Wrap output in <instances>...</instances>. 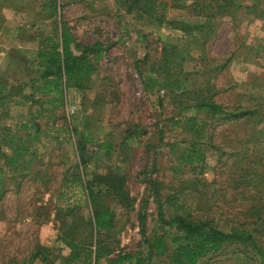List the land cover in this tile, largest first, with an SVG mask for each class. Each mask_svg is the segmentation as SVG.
Here are the masks:
<instances>
[{
  "label": "rangeland",
  "instance_id": "rangeland-1",
  "mask_svg": "<svg viewBox=\"0 0 264 264\" xmlns=\"http://www.w3.org/2000/svg\"><path fill=\"white\" fill-rule=\"evenodd\" d=\"M45 1L48 0H42ZM190 2L166 0V18L202 21L190 15L186 9ZM5 4L7 6L4 5L2 9L5 19L14 16L19 22L18 28L25 29V36L19 38L17 43L24 46L20 49L23 56L32 60L37 42L29 40L27 36L34 29L36 12L40 10L39 1L7 0ZM62 16L80 43L98 41L106 48L98 62V70L91 78V87L84 92L74 88L67 90L66 102L54 111L58 117L55 126L47 124L45 117L39 115L38 107H33L34 114L38 113L36 118L39 122L44 123L48 131L51 130L43 136L42 141L28 143L24 133H20L26 146L38 148L40 160L44 162L38 168L43 178L36 176V179H32L34 174L40 175L35 173L37 168L26 177L11 179L6 176L0 199V264H31L28 257L39 242L61 248L63 255L68 254V247L60 240L64 235L63 224L61 220L55 219L53 206L66 209L67 206L79 205L75 214L84 218L90 216L86 196L80 185L63 180L66 174H71L72 166L78 163L76 144L83 137L86 144L85 158L88 160L86 166L79 168L84 171L83 175L89 177L93 172L105 174L108 168L119 164L121 173L127 177L128 191L135 197L134 210L116 207L117 223L107 243L117 252L135 255L141 249L137 211L141 198L146 196L143 180L149 173L162 184V195L180 194L175 205L165 204L167 216L182 206L185 212L202 219H212L226 231L233 220H244L239 213L243 208L242 203L233 200L234 191L227 188L228 170L219 161L220 151L209 144L204 145L206 158L202 165L186 164L177 158L168 144L175 143L178 151L186 147L185 140L193 136L186 133L182 126L172 125L173 120L170 118L177 120L179 117L175 116L176 108L170 103L167 89L157 86H153L152 90L145 89V83L136 71V60H141L147 53L149 58L140 64V69L147 75L152 64L160 60L163 44H175L179 46L177 51L183 49L184 33L179 29L161 26L138 11L120 10L117 0H69L63 3ZM36 22V29L43 27L46 33L51 32V21ZM186 51L189 55L185 56L181 68L187 74L180 90H209L213 92V99L226 107L264 105L262 19L244 13H239L235 19L221 16L205 50L192 47ZM203 53L204 60L201 59ZM223 64V68H215ZM3 72H6L4 77L10 82L14 74L23 78V71L20 70ZM30 91L29 87L25 88L26 93ZM72 106L75 107L73 113L70 112ZM21 110L10 109V114L17 116L22 114ZM260 110H264V107ZM194 114L193 110L185 111L183 118ZM196 116L201 120L203 114ZM8 119L4 118L7 124ZM63 119L66 124H63ZM161 126L164 137L162 142H158V128ZM133 128L143 133L124 140L126 130ZM71 129L75 130L72 132ZM208 131L212 142L220 144L221 149L226 151L229 150V144H236L238 138L249 132V123L243 119L228 124L215 123ZM103 141L113 146L109 152L100 146ZM121 142L125 144L120 145ZM225 157L222 155V158ZM194 166L197 167L193 169ZM197 178L204 181L201 187L206 192L201 193L200 189L197 192L188 187ZM224 193L232 201L223 202ZM148 199L146 226L147 234L151 235L159 230V223L156 202L152 197ZM40 205L46 206L49 211V215L43 217L47 219H42V222L35 219L39 215L37 206ZM84 228L82 225L78 231L83 237L87 235ZM257 236L264 246V225H261ZM249 254L228 252L215 257L212 264L260 263L259 255L252 254L251 250ZM105 260L101 262L105 263ZM150 264L169 263L165 256H160Z\"/></svg>",
  "mask_w": 264,
  "mask_h": 264
},
{
  "label": "trees",
  "instance_id": "trees-1",
  "mask_svg": "<svg viewBox=\"0 0 264 264\" xmlns=\"http://www.w3.org/2000/svg\"><path fill=\"white\" fill-rule=\"evenodd\" d=\"M6 1L0 0V31L5 21L2 9L4 5L7 6ZM38 1L40 10L36 12L34 29L32 28L27 36L29 40L37 42L35 56L29 60L23 56L19 48L13 46L7 56L11 63L24 64L23 79H20V76L18 79L14 77L13 79L17 81L11 83L4 77L6 72L0 74V199L6 176L11 179L26 177L37 168L35 173L40 175L34 174L32 179H36V176L43 178L38 170L40 163L44 164L40 160L38 148L26 146L21 140L23 136H20L23 132L25 140L34 143L42 141L43 136L51 131L45 128L44 123L39 122L36 118L38 113L34 114L33 107H38L39 115L45 117L47 124L55 126L58 117L55 116L54 111L66 102L67 90L74 88L84 92L91 87V78L97 72L98 62L106 48L98 41L82 44L73 36L62 16L63 3L69 0ZM117 2L120 10L138 11L161 26L179 29L184 33L183 49L177 51L179 46L163 44L160 60L157 64H152L147 75L140 69V64L149 58L147 53L141 60H136V71L145 83V89L152 90L153 86L167 89L170 103L176 108L175 116L179 117L177 120L170 118L173 120L172 125L182 126L186 133L193 136L192 139L185 140L187 146L178 151L175 149V143L168 144L177 158L186 164L202 165L206 158L204 145L209 144L220 151L219 161H222V166L228 170L227 188L234 191L233 200L242 203L243 208L239 213L246 222L241 219L233 220L226 231L212 219H202L185 212L182 206L172 215L167 216L165 204L175 205L180 194L162 195V184L149 173L143 180L146 184V196L141 198L137 211L141 249L135 255L117 252L107 243V239L111 237L110 234L116 227V207L134 210L135 197L128 191L127 177L121 173L119 164L108 168L105 174L93 172L89 177L83 175L84 171H80L79 168L82 165L86 166L88 161L85 158L86 144L83 137L76 144L78 163L72 166L71 174H66L63 180L69 184L80 185L86 196V207L90 210V216L86 218L77 216L75 213L79 205L67 206L66 209L53 206L55 219L61 220L63 224L64 235L60 240L68 247L69 252L63 255L61 248L57 249L39 242L31 251L29 262L31 264L36 262L56 264V261L58 264H125L126 262L150 264L154 258L165 256L169 264H212L215 257L225 253L250 255L249 250H251L252 254L261 257L259 264H264V246L257 236L261 225H264V110H260L264 105L226 107L215 101L213 92L209 90H180L184 86L187 74L181 68L185 56L189 55L186 50L192 47L200 51L205 50L221 16L227 15L235 19L239 13H244L264 21V0L246 2L245 0H191L186 9L190 15L201 18L202 21L199 22H189L182 18L167 19L164 14L167 7L166 0H117ZM46 20L52 23L50 33H46L43 27L38 29L37 26L35 27L36 21L42 23ZM24 30L18 28L17 38L25 36ZM201 59H205L204 53ZM223 67L224 64L215 68ZM28 87L31 91L26 93L25 88ZM16 108H22V114L17 116L13 114L17 122L7 124L4 118H10V109L16 110ZM188 110H193L195 114L184 119L183 113ZM196 114H203L202 119L199 120ZM241 119L249 123V132L238 138L236 144H229V150L224 151L220 144L216 145L212 142L208 128L215 123L228 124ZM63 124H66L65 119ZM74 130L71 129L72 132ZM142 133L135 128L126 130L123 139L127 140ZM163 137L164 129L161 126L158 128V142H162ZM124 144V142L120 143V145ZM100 146L106 152L113 148L105 141ZM222 155L226 157L222 158ZM196 167L194 166L193 169ZM202 184L204 181L197 178L188 187L194 191L200 189L201 193H204L206 189L201 187ZM223 195V202L232 201L225 193ZM148 197H152L156 202L159 223V230L151 235L147 234L146 226ZM37 213L39 215L35 219L39 222L46 220L47 218L43 217L49 215L47 207L41 205L37 206ZM82 225L87 231L85 237L78 234ZM103 259H106L105 263L101 262Z\"/></svg>",
  "mask_w": 264,
  "mask_h": 264
},
{
  "label": "crops",
  "instance_id": "crops-1",
  "mask_svg": "<svg viewBox=\"0 0 264 264\" xmlns=\"http://www.w3.org/2000/svg\"><path fill=\"white\" fill-rule=\"evenodd\" d=\"M18 25L19 22L17 21L16 17H8L5 19L3 27L0 31V74L3 71H18L20 70V72L22 70L25 69V66L23 63H17V62H12L9 64V59H8V51L13 47H17L19 49H22V46H19L17 42V40H19L18 37ZM18 73V72H17ZM13 77H15V79L19 78V74H14ZM20 79H23L22 76L20 77ZM17 80H14L11 83L16 82ZM38 96V95H36ZM15 115V114H14ZM16 116V115H15ZM15 116H11L8 120L9 123L12 121L13 123L17 122V119ZM23 118V117H21Z\"/></svg>",
  "mask_w": 264,
  "mask_h": 264
},
{
  "label": "built area",
  "instance_id": "built-area-1",
  "mask_svg": "<svg viewBox=\"0 0 264 264\" xmlns=\"http://www.w3.org/2000/svg\"><path fill=\"white\" fill-rule=\"evenodd\" d=\"M74 109H75V107L72 106L71 109H70V112L73 113L74 112Z\"/></svg>",
  "mask_w": 264,
  "mask_h": 264
}]
</instances>
